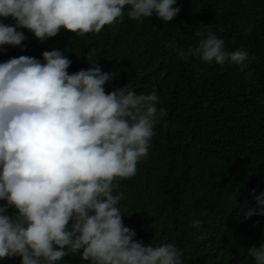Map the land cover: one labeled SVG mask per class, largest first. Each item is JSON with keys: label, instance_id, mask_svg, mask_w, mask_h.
Returning a JSON list of instances; mask_svg holds the SVG:
<instances>
[{"label": "clouds", "instance_id": "9594fccd", "mask_svg": "<svg viewBox=\"0 0 264 264\" xmlns=\"http://www.w3.org/2000/svg\"><path fill=\"white\" fill-rule=\"evenodd\" d=\"M176 3L0 0V19L15 21L0 22V51L22 45L26 37L18 29L44 44L61 29L77 37L99 34L122 23L125 13L137 22L155 15L169 23L181 10ZM195 36L203 38L194 48L176 49L179 58L228 62L241 72L255 60L243 48L226 51L211 24ZM94 54L89 50L88 57ZM71 64L58 49L44 51L42 60L22 55L0 63V260L56 264L71 254L87 264H183L174 243L145 246L135 239L118 207L119 181L136 175L166 109L157 107L155 91L136 94L128 85L106 93L115 73L98 62L70 74ZM252 196L255 207H247L244 220L264 216V192ZM247 254L264 264V243Z\"/></svg>", "mask_w": 264, "mask_h": 264}, {"label": "trees", "instance_id": "16d2710c", "mask_svg": "<svg viewBox=\"0 0 264 264\" xmlns=\"http://www.w3.org/2000/svg\"><path fill=\"white\" fill-rule=\"evenodd\" d=\"M174 7L181 10L169 23L155 15L137 22L125 13L99 34L61 29L44 44L18 29L26 40L4 46L0 63L22 55L42 60L44 51L58 49L72 61L70 74L94 62L115 73L106 93L128 85L136 94L155 91L167 116L155 126L136 175L119 181L123 223L145 246L174 243L183 264H253L247 250L264 243V216L244 220L243 213L255 207L253 190L264 192V0H177ZM210 24L226 51L255 56L245 71L179 58L176 49L196 47L203 37L195 32L206 34ZM89 50H95L90 58ZM56 264L87 262L69 254Z\"/></svg>", "mask_w": 264, "mask_h": 264}]
</instances>
